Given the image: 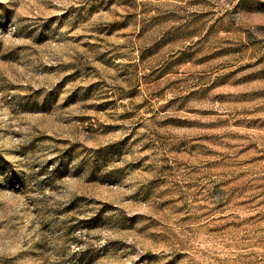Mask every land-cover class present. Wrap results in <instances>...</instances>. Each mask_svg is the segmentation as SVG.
Instances as JSON below:
<instances>
[{"label":"rangeland","instance_id":"1","mask_svg":"<svg viewBox=\"0 0 264 264\" xmlns=\"http://www.w3.org/2000/svg\"><path fill=\"white\" fill-rule=\"evenodd\" d=\"M0 264H264V0H0Z\"/></svg>","mask_w":264,"mask_h":264}]
</instances>
